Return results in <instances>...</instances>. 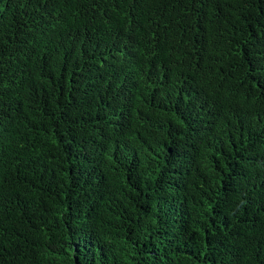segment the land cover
<instances>
[{
	"label": "trees",
	"instance_id": "16d2710c",
	"mask_svg": "<svg viewBox=\"0 0 264 264\" xmlns=\"http://www.w3.org/2000/svg\"><path fill=\"white\" fill-rule=\"evenodd\" d=\"M0 264H264V0H0Z\"/></svg>",
	"mask_w": 264,
	"mask_h": 264
}]
</instances>
